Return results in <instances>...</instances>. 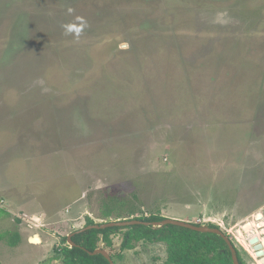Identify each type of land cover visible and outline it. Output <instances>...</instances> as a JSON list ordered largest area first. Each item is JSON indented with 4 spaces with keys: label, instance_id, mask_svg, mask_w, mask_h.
I'll use <instances>...</instances> for the list:
<instances>
[{
    "label": "rangeland",
    "instance_id": "obj_1",
    "mask_svg": "<svg viewBox=\"0 0 264 264\" xmlns=\"http://www.w3.org/2000/svg\"><path fill=\"white\" fill-rule=\"evenodd\" d=\"M117 206L260 264L240 225L264 218V0H0V264H61ZM125 230L114 264H174Z\"/></svg>",
    "mask_w": 264,
    "mask_h": 264
},
{
    "label": "trees",
    "instance_id": "obj_2",
    "mask_svg": "<svg viewBox=\"0 0 264 264\" xmlns=\"http://www.w3.org/2000/svg\"><path fill=\"white\" fill-rule=\"evenodd\" d=\"M112 214L115 215V220L119 219L122 210L118 206L113 207L108 212L102 213L101 218L108 222ZM134 219L161 221L164 217L150 215L147 217L135 216ZM100 223L88 218L84 226ZM211 227L217 226L211 225ZM121 228H126L121 241V249L131 248L134 241L158 239L167 242L168 259L174 264H233L230 250L219 235L171 224L162 227L134 224L124 227L110 226L103 229L91 228L79 231L71 236V240L74 243L73 246L66 244L61 248V264H109L102 254H91L89 252L97 248L108 249L107 251L113 258V253L109 251L113 245L111 235ZM63 240L66 242L67 238L64 237ZM236 253L239 263L243 264L237 250Z\"/></svg>",
    "mask_w": 264,
    "mask_h": 264
},
{
    "label": "water",
    "instance_id": "obj_3",
    "mask_svg": "<svg viewBox=\"0 0 264 264\" xmlns=\"http://www.w3.org/2000/svg\"><path fill=\"white\" fill-rule=\"evenodd\" d=\"M134 224H144V225H150L152 227H162L168 224L175 225V226H181L185 228H189L192 230L200 231V232H211L219 235L226 243L228 249L231 253V259L233 264H240L236 248L232 241L229 239V237L219 228L217 227H201L196 224H193L191 222H186L183 220H177V219H170V218H164L161 221H141V220H118L115 222H103L100 224H91L86 225L83 228L76 230L75 232L69 234L67 236V242L70 244V246H73L74 243L71 240V236L74 233H77L79 231H83L86 229L91 228H106L110 226H128V225H134ZM240 231L242 234V239L247 242V244L250 246L252 250V254L255 258H257V261L260 264H264V218L261 214H255L254 220H248L240 225ZM29 241L32 243L40 242L39 234H33L31 237H29ZM91 254H102L109 262V264H114L109 252L104 248H97L92 252H89Z\"/></svg>",
    "mask_w": 264,
    "mask_h": 264
},
{
    "label": "clouds",
    "instance_id": "obj_4",
    "mask_svg": "<svg viewBox=\"0 0 264 264\" xmlns=\"http://www.w3.org/2000/svg\"><path fill=\"white\" fill-rule=\"evenodd\" d=\"M70 13L72 12V9L70 8L68 10ZM77 20L81 22L80 26H77L76 24H65L63 25V28L65 30V35L74 34L76 38H78L83 30V27L86 26V22L83 21V18L77 17Z\"/></svg>",
    "mask_w": 264,
    "mask_h": 264
},
{
    "label": "flooded vegetation",
    "instance_id": "obj_5",
    "mask_svg": "<svg viewBox=\"0 0 264 264\" xmlns=\"http://www.w3.org/2000/svg\"><path fill=\"white\" fill-rule=\"evenodd\" d=\"M227 235V234H226ZM228 236V235H227ZM230 236V235H229ZM228 236V237H229ZM237 250V249H236ZM237 252H238V250H237ZM238 254H239V252H238ZM239 256L241 257V255L239 254ZM241 259H242V261H243V264H245V262H244V260H243V258L241 257ZM255 260H257V258H255Z\"/></svg>",
    "mask_w": 264,
    "mask_h": 264
},
{
    "label": "crops",
    "instance_id": "obj_6",
    "mask_svg": "<svg viewBox=\"0 0 264 264\" xmlns=\"http://www.w3.org/2000/svg\"><path fill=\"white\" fill-rule=\"evenodd\" d=\"M40 237V236H39ZM40 240H41V237H40Z\"/></svg>",
    "mask_w": 264,
    "mask_h": 264
},
{
    "label": "bare ground",
    "instance_id": "obj_7",
    "mask_svg": "<svg viewBox=\"0 0 264 264\" xmlns=\"http://www.w3.org/2000/svg\"><path fill=\"white\" fill-rule=\"evenodd\" d=\"M259 214V213H258Z\"/></svg>",
    "mask_w": 264,
    "mask_h": 264
}]
</instances>
